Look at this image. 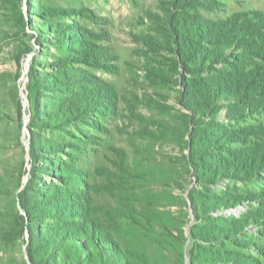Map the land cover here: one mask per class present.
<instances>
[{
	"label": "rangeland",
	"instance_id": "obj_1",
	"mask_svg": "<svg viewBox=\"0 0 264 264\" xmlns=\"http://www.w3.org/2000/svg\"><path fill=\"white\" fill-rule=\"evenodd\" d=\"M0 264H264V0H0Z\"/></svg>",
	"mask_w": 264,
	"mask_h": 264
},
{
	"label": "trees",
	"instance_id": "obj_2",
	"mask_svg": "<svg viewBox=\"0 0 264 264\" xmlns=\"http://www.w3.org/2000/svg\"><path fill=\"white\" fill-rule=\"evenodd\" d=\"M205 85V84H204ZM207 85V84H206ZM207 98H209V96H207ZM204 101V103H206V101L207 100H203ZM208 102V101H207ZM32 151H33V157L34 158H36L35 157V152H36V150L34 149V148H32ZM247 158H245L244 160H241V161H243V162H246V163H244V164H247V162L248 163H251V162H249V160L251 159L252 160V155L250 154V155H248V156H246ZM235 159V158H234ZM242 163V162H241ZM200 165H203L202 167L203 168H205V166H204V163L203 162H200ZM223 169V171L224 172H226L227 171V168H222ZM232 170H234V167L231 169V172H232ZM223 173V172H222ZM216 175V172L215 171H213V170H211L210 169V172H205V169H203V170H201L199 173H198V177H200L201 178V180L202 181H204L206 178H207V176H212V177H214ZM24 204V203H23ZM28 205V204H27ZM27 205H26V211H27V214L29 215V216H32L33 217V219H34V216L35 215H37V219H42V217H44V216H47L48 214L43 210V209H41L40 207H34V206H32V207H34L33 209L32 208H29V207H31V205H28V208H27ZM31 214H30V213ZM52 212V211H51ZM35 213H37V214H35ZM32 237H34V239H31L30 238V242L32 241V243H31V245H30V254H31V256L33 257V255H35L36 257H38L37 259H39V260H44V261H48L49 259H50V257H49V251H48V249L46 248V249H44L43 251H42V249H43V246H40L39 245V243L36 241V238H37V236H34V235H32ZM36 241V242H35ZM85 248H86V245H83ZM86 252V251H85ZM42 254L40 257L38 256L39 254ZM64 257H66V256H64ZM63 257V259H66V260H68L69 262L71 261L72 263H79V260L78 259H72V258H64ZM38 260V261H39Z\"/></svg>",
	"mask_w": 264,
	"mask_h": 264
}]
</instances>
